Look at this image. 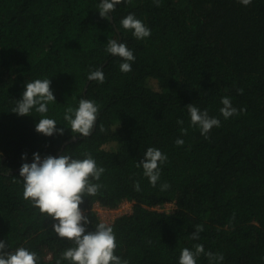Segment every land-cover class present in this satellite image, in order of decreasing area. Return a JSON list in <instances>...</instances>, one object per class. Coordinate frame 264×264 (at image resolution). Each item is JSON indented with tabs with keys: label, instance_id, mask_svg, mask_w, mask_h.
Here are the masks:
<instances>
[{
	"label": "trees",
	"instance_id": "obj_1",
	"mask_svg": "<svg viewBox=\"0 0 264 264\" xmlns=\"http://www.w3.org/2000/svg\"><path fill=\"white\" fill-rule=\"evenodd\" d=\"M97 3L0 0V239L10 249L35 251L38 264H68L61 254L72 245L22 197L15 169L22 153L29 162L34 151L89 153L105 171L93 181L101 185L97 194H85L79 205L89 218L86 230L103 221L95 204L130 202L128 213L107 222L116 235L115 254L129 264H178L181 248L196 244L222 253L219 264H264V0L247 6L239 0H127L113 11L115 21L111 13L108 20L99 17ZM128 12L147 24L150 36L137 40L117 30ZM115 36L135 55L129 72L104 50ZM99 66L104 82L89 81L88 72ZM44 77L56 100L44 115L60 122L63 134L36 132L41 114L12 112L24 82ZM222 96L238 109L228 119L219 112ZM81 97L100 105L87 137L71 133L62 120ZM189 103L220 119L207 138L189 126ZM181 136L184 144L176 145ZM71 137L77 138L62 146ZM148 146L167 154L156 187L136 166ZM164 182L170 187L162 191ZM197 224L203 231L193 240ZM197 264L214 262L201 253Z\"/></svg>",
	"mask_w": 264,
	"mask_h": 264
},
{
	"label": "clouds",
	"instance_id": "obj_2",
	"mask_svg": "<svg viewBox=\"0 0 264 264\" xmlns=\"http://www.w3.org/2000/svg\"><path fill=\"white\" fill-rule=\"evenodd\" d=\"M247 6L251 0H239ZM121 3L127 0H98L97 11L99 17L108 20L109 13L115 21L113 11ZM117 27V26H116ZM131 31V35L137 40H143L151 34L147 24L136 17L135 13L128 12L120 18L119 27ZM105 52L119 57L121 62L119 70L129 72L132 69V61L135 60L133 50L125 42L118 43L117 37L107 39ZM101 66L91 70L87 74L89 81L95 80L103 83L105 79ZM49 77L34 78L24 82V90L20 99L16 100L12 112L17 115H31L32 112L41 114L34 130L44 136L63 134L64 128L57 127L58 122L54 117L44 115L49 111V104L56 102L54 93L50 87ZM219 112L224 119L237 114L238 109L233 106L231 98L222 96ZM186 106L189 115V126L196 127L202 136L207 138L208 132L213 127L220 126V119L209 116L208 110L200 109L189 103ZM100 105L93 99L81 97L75 106H67L62 114L65 127L71 133L87 137L93 130L99 114ZM241 108L239 111H243ZM177 123L182 125L183 120ZM65 125V123H63ZM182 134L187 129L180 128ZM176 145H183L184 140L177 137ZM22 162L19 168V180L22 181V197L34 206L46 218L52 220V231L60 238H65L72 246L67 247L61 254L68 264H129L127 259L115 254L117 248L116 235L111 223L98 222L91 231L86 230L89 223L88 216L84 215L81 205L85 194L95 196L101 185L93 181H99L105 169L98 165L94 157L85 153L83 158L73 157L66 152L53 156H41L34 151L30 162L27 153L21 154ZM167 161V154L154 146L146 147L143 157L136 163L142 169V175L147 178L149 184L156 187L160 180L161 166ZM170 185L166 182L160 184V189L166 190ZM136 191H140L139 181L134 182ZM203 231V225L197 224L190 234L193 240H198L199 233ZM203 253L214 264L224 260L222 253L207 252L203 244H196L193 248L183 247L178 256V264H197V258ZM39 257L35 251L24 246L10 249L4 239H0V264H38ZM60 264V261H57Z\"/></svg>",
	"mask_w": 264,
	"mask_h": 264
},
{
	"label": "rangeland",
	"instance_id": "obj_3",
	"mask_svg": "<svg viewBox=\"0 0 264 264\" xmlns=\"http://www.w3.org/2000/svg\"><path fill=\"white\" fill-rule=\"evenodd\" d=\"M152 86L154 88L158 87L157 81L152 80L151 81ZM173 206L170 203L166 204V209H171ZM94 209L99 216L100 219H102L105 222L112 221L116 216L122 214V213H128L131 210V203L127 201H123L119 204L116 208H105L101 207L97 204L94 205ZM160 209V208H159Z\"/></svg>",
	"mask_w": 264,
	"mask_h": 264
},
{
	"label": "water",
	"instance_id": "obj_4",
	"mask_svg": "<svg viewBox=\"0 0 264 264\" xmlns=\"http://www.w3.org/2000/svg\"><path fill=\"white\" fill-rule=\"evenodd\" d=\"M77 137H71L70 139H68L67 141L64 142V144L62 146H64L66 143L70 142V141H74L76 140ZM20 168V167H19ZM19 168L15 169V171L19 170Z\"/></svg>",
	"mask_w": 264,
	"mask_h": 264
}]
</instances>
